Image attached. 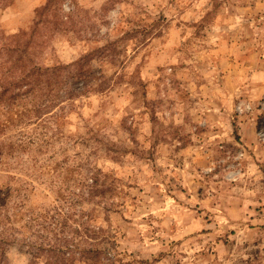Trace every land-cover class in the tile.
I'll return each instance as SVG.
<instances>
[{
	"label": "rangeland",
	"instance_id": "rangeland-1",
	"mask_svg": "<svg viewBox=\"0 0 264 264\" xmlns=\"http://www.w3.org/2000/svg\"><path fill=\"white\" fill-rule=\"evenodd\" d=\"M46 1L0 0V81ZM61 5L41 62L65 68L36 88V134L30 87L3 95L0 192L23 201L8 264L72 236L102 252L74 264H264V0ZM93 176L111 193L88 195Z\"/></svg>",
	"mask_w": 264,
	"mask_h": 264
},
{
	"label": "trees",
	"instance_id": "trees-1",
	"mask_svg": "<svg viewBox=\"0 0 264 264\" xmlns=\"http://www.w3.org/2000/svg\"><path fill=\"white\" fill-rule=\"evenodd\" d=\"M64 0H47L46 3L36 11V16L33 21V25L31 30L28 34V38L25 40H21L20 37H14V45L7 51L9 55V63L10 66H7L8 76L1 80V85H4V91L0 92V133H4L10 125L9 118H6L4 114L10 113L9 110H3L2 105L3 95L12 93L16 88L22 87H30L29 89H25V93L29 94L33 91V131L32 134L37 132L38 130V122H42L44 119V115L38 113V108H36V102L34 98V94L37 91L36 88L43 85V82L47 79H57L55 76H59L64 73V66H48L44 65L42 61V57L45 53L46 48L48 47V43L50 44L53 37L60 32L62 26L68 23V20L71 18V11L68 12V15L63 11L58 16L53 17V13L57 12L59 8H62V3ZM60 16V17H59ZM62 25V26H61ZM27 35V34H26ZM25 35V36H26ZM8 63V62H7ZM7 74V73H6ZM5 76V75H4ZM53 79V80H54ZM6 83V86H5ZM12 97H15L14 95ZM18 97V96H17ZM14 98L15 100L18 98ZM6 103V102H5ZM35 113H38L35 115ZM46 118V117H45ZM24 143V142H23ZM27 144H31V140ZM104 185L101 184L99 177L93 176L92 184L89 185L90 192L88 195L94 197H105L107 194L111 193V189L108 187H103ZM7 187H0V190L5 189ZM7 197L3 196L2 192H0V251L2 250L4 254L0 259V264H8L7 258L5 257V247L7 249L14 246L16 242L15 235L18 234V230H15L12 221L15 217L20 216L23 210V201L17 203L20 204L16 210H9L7 208ZM22 205V206H21ZM33 212H28L27 221L25 223V228L27 231L26 235L33 233L34 228V216ZM66 218V221L70 219V217L63 216ZM42 218H46V212H42ZM68 224H65L61 227V230H65ZM50 230H54L55 228L52 227V224L49 223ZM78 229L75 230V234L77 237H80L83 244H87L84 242V237L88 239H97V233L93 229H88L89 227H85L86 230L83 233L80 231V226L77 225ZM43 230L45 231L46 228L45 224L42 226ZM49 230V231H50ZM90 230H92L90 232ZM10 231V234L8 233ZM55 231V230H54ZM94 233V234H89ZM57 236H63V232L57 233ZM71 240H67L64 238L62 242L51 243L49 242L48 238H45L42 244L36 245L33 242H28L25 244L27 248L30 249L31 255L36 259L40 256L45 257L46 264H74L77 259L80 261H93L99 260L101 258L102 252L98 249H87L81 248L79 241H77L76 237L72 236ZM77 242H75V241ZM6 249V250H7Z\"/></svg>",
	"mask_w": 264,
	"mask_h": 264
}]
</instances>
